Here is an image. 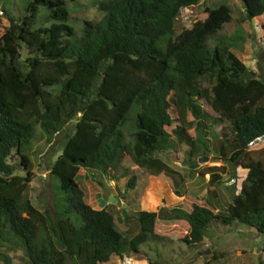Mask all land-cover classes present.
<instances>
[{
  "label": "trees",
  "instance_id": "trees-1",
  "mask_svg": "<svg viewBox=\"0 0 264 264\" xmlns=\"http://www.w3.org/2000/svg\"><path fill=\"white\" fill-rule=\"evenodd\" d=\"M240 1L244 20L264 39V0ZM199 2L92 0L102 15L83 18L78 29L68 24V3L80 7L79 0H28L17 14L3 9L0 246L22 249L31 264H104L161 239L156 219L178 220L179 234L170 238L185 244H199L217 221L264 234V146L250 150L264 137V79L232 49L244 47L241 26L220 33L232 19L227 3L204 6L175 32L183 9ZM220 122L218 135L211 127ZM37 128L47 143L65 132L49 168L60 198L53 211L36 208L28 193ZM181 145L189 158L212 152L222 162L198 172L206 195L182 196L185 176L156 155ZM124 157L182 196L136 210L138 229L129 235L110 210L85 202L75 179L85 169L117 181L129 172ZM235 163L244 177L222 213L213 205L216 187L224 165ZM136 178L129 175L126 186L135 187Z\"/></svg>",
  "mask_w": 264,
  "mask_h": 264
},
{
  "label": "rangeland",
  "instance_id": "rangeland-1",
  "mask_svg": "<svg viewBox=\"0 0 264 264\" xmlns=\"http://www.w3.org/2000/svg\"><path fill=\"white\" fill-rule=\"evenodd\" d=\"M27 1L0 0V34L2 33L1 26L8 24L3 9L6 8L11 14H17V10H23ZM221 2L230 6L232 19L223 25L220 33L232 34L241 26L243 29L241 32L244 34V47L243 49H232L252 72L264 79V39L257 38L251 25L244 20L240 0H200L197 5L183 9L175 20V32H179L182 27L194 21L204 6L216 5ZM79 3L80 7L68 3L73 17L68 20V24L75 29L80 27L83 18L95 20L102 15V11L92 4V0H79ZM204 107L209 109L206 104ZM224 124L225 122L214 124L211 130L220 135ZM71 128L72 123L67 125L65 132H69ZM65 132L57 134L51 143H47L37 128L36 139L33 140L29 150L33 177L28 193L31 202L39 210L48 208L53 211L54 200L59 204V193L55 188L58 180L50 175L49 168L62 149ZM216 143L217 141L214 142V144ZM209 146H212L211 142ZM263 146L264 137L253 143L250 150L253 152ZM186 150L187 146L181 145L177 149L157 152L156 155L185 176V181L180 188L182 196L206 195L205 177H200L198 172H207V166L221 165L222 162L216 160L212 152L195 159L189 158ZM199 158H206V160L200 162ZM127 159L124 157L121 165L129 167V172L117 181L111 180L110 176L101 177L99 174H94L93 177L85 169H80L75 179L83 191L85 202L94 208L104 207L110 210L115 216L117 228L122 233L129 235L137 232L138 229L136 210L143 205H159L164 197L166 202H169L181 199L182 196H175L172 191L167 192L146 171L135 165H130ZM224 166L227 174H222V183L216 187L217 198L213 202L216 211L222 213H225L231 195L238 191L240 181L244 177L243 169L236 163L233 166L228 164ZM19 172L23 173L24 171L21 169ZM131 174L137 177L135 187L132 188L126 186L128 176ZM232 174H235L236 177L233 178ZM99 179L103 185L98 184L97 180ZM125 214L129 216V219H125ZM178 224V220L156 219V232L162 236L161 239H150L140 245L139 252L129 253L123 257L113 256L109 262L104 264H125L124 262L127 260L129 264H264V234L256 232L251 227L236 222L228 225L218 221L213 222L202 241L195 245L185 244L178 239L171 240L170 237L179 234L177 233L180 229ZM214 256L217 258L214 259ZM0 264L31 263L22 249L3 245L0 246ZM68 264L71 263L68 262Z\"/></svg>",
  "mask_w": 264,
  "mask_h": 264
},
{
  "label": "water",
  "instance_id": "water-1",
  "mask_svg": "<svg viewBox=\"0 0 264 264\" xmlns=\"http://www.w3.org/2000/svg\"><path fill=\"white\" fill-rule=\"evenodd\" d=\"M206 160V158L205 159H203V158H199L198 159V161H200V162H203V161H205ZM118 203H119V201H118Z\"/></svg>",
  "mask_w": 264,
  "mask_h": 264
},
{
  "label": "built area",
  "instance_id": "built-area-1",
  "mask_svg": "<svg viewBox=\"0 0 264 264\" xmlns=\"http://www.w3.org/2000/svg\"><path fill=\"white\" fill-rule=\"evenodd\" d=\"M124 263H125V264H129L128 260H127V262L125 261Z\"/></svg>",
  "mask_w": 264,
  "mask_h": 264
}]
</instances>
